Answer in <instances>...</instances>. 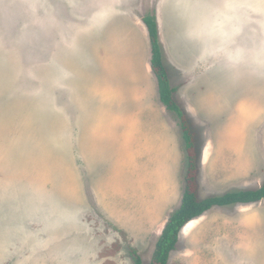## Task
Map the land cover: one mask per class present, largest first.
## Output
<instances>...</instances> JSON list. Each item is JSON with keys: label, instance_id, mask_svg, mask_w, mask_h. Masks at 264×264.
<instances>
[{"label": "rangeland", "instance_id": "1", "mask_svg": "<svg viewBox=\"0 0 264 264\" xmlns=\"http://www.w3.org/2000/svg\"><path fill=\"white\" fill-rule=\"evenodd\" d=\"M150 14L199 199L263 185L264 0H0V264L151 263L187 153ZM169 264H264V200L188 224Z\"/></svg>", "mask_w": 264, "mask_h": 264}, {"label": "trees", "instance_id": "2", "mask_svg": "<svg viewBox=\"0 0 264 264\" xmlns=\"http://www.w3.org/2000/svg\"><path fill=\"white\" fill-rule=\"evenodd\" d=\"M147 27L151 49V67L159 84V99L165 108L175 114L179 121L187 153V172L184 178L185 189L181 206L169 217L163 232L157 241L150 264H169L172 253L177 249L182 230L191 222L201 218L214 208H226L237 205H250L264 200V183L257 190L228 192L200 200L197 183V147L196 136L192 131L187 115L175 99L178 87L171 83L168 69L164 63L163 51L159 39V28L155 14L143 18ZM134 264H144L136 251L131 252Z\"/></svg>", "mask_w": 264, "mask_h": 264}]
</instances>
